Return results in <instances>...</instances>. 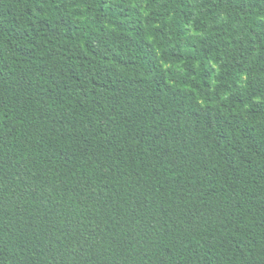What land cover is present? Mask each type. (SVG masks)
Returning a JSON list of instances; mask_svg holds the SVG:
<instances>
[{"label": "trees", "instance_id": "trees-1", "mask_svg": "<svg viewBox=\"0 0 264 264\" xmlns=\"http://www.w3.org/2000/svg\"><path fill=\"white\" fill-rule=\"evenodd\" d=\"M0 264H264V0H0Z\"/></svg>", "mask_w": 264, "mask_h": 264}]
</instances>
